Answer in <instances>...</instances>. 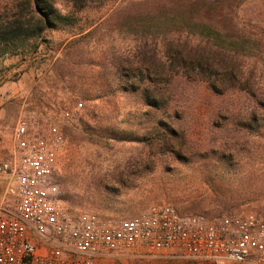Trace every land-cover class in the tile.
Here are the masks:
<instances>
[{"label":"rangeland","instance_id":"374dc122","mask_svg":"<svg viewBox=\"0 0 264 264\" xmlns=\"http://www.w3.org/2000/svg\"><path fill=\"white\" fill-rule=\"evenodd\" d=\"M47 1L75 22L47 29L37 50L18 48L0 56L4 156L12 150L20 120L42 122L65 109L76 110L78 117L64 126L66 143L55 171L74 218L86 213L132 218L162 204L184 216L264 214V111L257 112L256 120L248 119L249 100L228 88L234 79L218 76L229 91L212 102L225 100L229 112L213 118L201 83L175 77L176 92L163 99L170 107L151 108L141 95L121 89L128 81L123 74H129L131 83L141 75L118 69L136 49L163 51L181 44L179 33L188 22L197 35L237 34L241 45L251 49L243 79L252 66V81H264V0H209L211 6L205 0ZM22 3L0 0V21ZM87 33L91 35L84 37ZM149 76L169 80L162 66L152 68ZM106 260L145 264L131 256Z\"/></svg>","mask_w":264,"mask_h":264},{"label":"built area","instance_id":"2783aa9c","mask_svg":"<svg viewBox=\"0 0 264 264\" xmlns=\"http://www.w3.org/2000/svg\"><path fill=\"white\" fill-rule=\"evenodd\" d=\"M78 115L65 109L42 122L20 120L8 156L0 139V264H98L111 255L264 264V214L184 216L162 204L132 218H74L55 171L64 126Z\"/></svg>","mask_w":264,"mask_h":264},{"label":"trees","instance_id":"16d2710c","mask_svg":"<svg viewBox=\"0 0 264 264\" xmlns=\"http://www.w3.org/2000/svg\"><path fill=\"white\" fill-rule=\"evenodd\" d=\"M205 2L209 6L212 5L209 0H205ZM73 22L75 21H71V17L62 15L47 0H23V3L16 7V11L11 16L0 21V56L10 54L18 48H22L23 51H26L28 47L37 50L39 47L37 42L42 40L47 29H56L58 24L68 25ZM187 26L188 22H185L181 27V33H179L178 41L181 44L174 47L169 45L163 51L136 49L134 56L120 62L118 65L120 71H126V73L133 71L141 75L136 83H131L129 74L127 76L123 74L122 78H126L128 81L121 86V89L128 94L141 95L151 108L165 109L170 107V103L163 99L167 94L176 92L172 79L179 76L187 83L204 85V105L213 107V118H220L229 112V103L222 100L220 103L213 104L212 100L214 97L225 96L229 91L222 87L224 81L218 79V76H223L226 79H234L233 85L230 84V81L228 82V88L230 86L229 89L245 94L249 100L250 117L248 119L256 120L257 112L264 111V81H252L251 75L255 71V67L252 66L249 67L248 76L243 79V69L246 68L244 59L251 53V49H246L241 45L237 34L218 32L217 34L197 35ZM144 31L150 33L148 30ZM90 35L91 33H87L84 37ZM196 38L200 44L190 46L189 43ZM211 41L220 44L212 45ZM231 41H235L238 45L227 46L224 44ZM158 66L163 67L169 75V80L161 82L150 78L149 71ZM77 104L84 110L82 102Z\"/></svg>","mask_w":264,"mask_h":264},{"label":"crops","instance_id":"0c3cea01","mask_svg":"<svg viewBox=\"0 0 264 264\" xmlns=\"http://www.w3.org/2000/svg\"><path fill=\"white\" fill-rule=\"evenodd\" d=\"M109 257H111V256H109ZM109 257H107V258H109ZM106 259L99 261L98 264L107 263ZM138 261H141L140 263L145 262V264H170V263H173L174 260L157 259V258H152V256H150V255H147L144 257V259H142V260L139 259Z\"/></svg>","mask_w":264,"mask_h":264}]
</instances>
